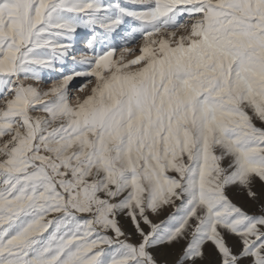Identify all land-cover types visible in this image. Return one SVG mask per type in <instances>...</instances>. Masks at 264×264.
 <instances>
[{
	"label": "snow or ice",
	"instance_id": "obj_1",
	"mask_svg": "<svg viewBox=\"0 0 264 264\" xmlns=\"http://www.w3.org/2000/svg\"><path fill=\"white\" fill-rule=\"evenodd\" d=\"M205 261L264 264V0H0V264Z\"/></svg>",
	"mask_w": 264,
	"mask_h": 264
},
{
	"label": "rangeland",
	"instance_id": "obj_2",
	"mask_svg": "<svg viewBox=\"0 0 264 264\" xmlns=\"http://www.w3.org/2000/svg\"><path fill=\"white\" fill-rule=\"evenodd\" d=\"M106 2H111V0H106ZM122 3L126 2V0H121ZM85 35H86V30L84 29H80L78 30V33L74 36L73 40L71 41V43H73L74 47L76 49H82L85 47L83 41L85 39ZM122 35H118L116 37L113 38V43L116 45H122L123 44V40H122ZM129 47H135L137 49V52L135 54H138V48H139V44H129ZM75 55H78L79 53H73ZM133 57L130 56L128 57V59H132ZM76 65L73 63L71 56H69L66 60V62L61 65V64H57L56 67L59 69L61 67H63V69L65 71L70 70L71 68L75 67ZM41 75L43 76L44 80L47 81V83L44 85L45 87L48 86V84H50L51 79H59V73L56 71H52V70H42ZM81 83V80L79 78H77L76 80H74L73 82H70L69 88L71 90L72 96L75 97H79V98H83L85 95L89 94L88 90L86 89L84 92H79L76 89L79 87V84ZM73 102H75L73 100ZM238 202L240 203H244L245 207L251 211H255L256 209L252 207V205L250 204H246L242 199L238 200ZM125 230L126 231H131V226L128 224H124ZM179 251V248L177 247L176 249L170 250L171 254L167 257L168 260H172L175 258V254H177ZM209 259H214L213 257H209ZM204 264H207V261L204 262Z\"/></svg>",
	"mask_w": 264,
	"mask_h": 264
}]
</instances>
